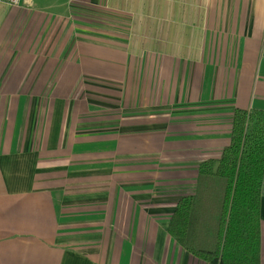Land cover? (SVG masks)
I'll use <instances>...</instances> for the list:
<instances>
[{"label": "crops", "instance_id": "1", "mask_svg": "<svg viewBox=\"0 0 264 264\" xmlns=\"http://www.w3.org/2000/svg\"><path fill=\"white\" fill-rule=\"evenodd\" d=\"M234 109L264 112V0L0 3V264H208L167 227Z\"/></svg>", "mask_w": 264, "mask_h": 264}, {"label": "trees", "instance_id": "2", "mask_svg": "<svg viewBox=\"0 0 264 264\" xmlns=\"http://www.w3.org/2000/svg\"><path fill=\"white\" fill-rule=\"evenodd\" d=\"M264 112L234 109L229 144L198 166L195 193L181 198L168 235L208 264H260Z\"/></svg>", "mask_w": 264, "mask_h": 264}, {"label": "rangeland", "instance_id": "3", "mask_svg": "<svg viewBox=\"0 0 264 264\" xmlns=\"http://www.w3.org/2000/svg\"><path fill=\"white\" fill-rule=\"evenodd\" d=\"M81 0H31L32 4L34 5H41V6H47L51 4L55 5H67V3L76 4L78 5Z\"/></svg>", "mask_w": 264, "mask_h": 264}, {"label": "built area", "instance_id": "4", "mask_svg": "<svg viewBox=\"0 0 264 264\" xmlns=\"http://www.w3.org/2000/svg\"><path fill=\"white\" fill-rule=\"evenodd\" d=\"M21 0H0V3H4L10 6H17L19 5Z\"/></svg>", "mask_w": 264, "mask_h": 264}]
</instances>
